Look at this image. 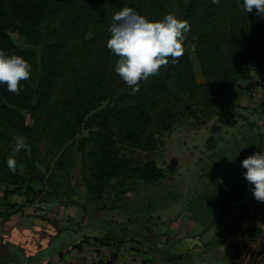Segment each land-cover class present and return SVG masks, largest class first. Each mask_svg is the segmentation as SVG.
I'll return each mask as SVG.
<instances>
[{
  "label": "trees",
  "instance_id": "obj_1",
  "mask_svg": "<svg viewBox=\"0 0 264 264\" xmlns=\"http://www.w3.org/2000/svg\"><path fill=\"white\" fill-rule=\"evenodd\" d=\"M168 1L0 0V48L32 65L29 79L20 82L19 94L0 85V187L12 186L2 197L13 192L34 195L30 187L44 179L37 166L41 155L52 160V173L68 178L76 165L74 141L84 130L76 150L81 154L86 195L95 201H101L108 189L118 201L140 184H155L174 172L170 165L162 168L154 159L131 152L151 153L163 146L160 134L171 130L180 112L204 119L216 113L232 84L249 77V61L257 67L264 63V16L244 13L243 0L181 2L175 14L190 24L183 54L176 63L169 58L157 74L140 81L133 94L114 71L118 57L107 47L108 11L128 6L155 20L167 14ZM11 33L29 47L17 45ZM190 52L203 83L196 78ZM180 95L186 97L185 103ZM260 107L264 110V102ZM23 112H28L30 124ZM18 136L24 137L27 149L14 154ZM263 137L264 130L259 151L264 149ZM211 141L210 136L207 142ZM10 157L16 161L15 171L8 168ZM54 183L53 187L60 185ZM240 192L229 194L221 213L232 207ZM109 239L106 233L97 241Z\"/></svg>",
  "mask_w": 264,
  "mask_h": 264
},
{
  "label": "rangeland",
  "instance_id": "obj_2",
  "mask_svg": "<svg viewBox=\"0 0 264 264\" xmlns=\"http://www.w3.org/2000/svg\"><path fill=\"white\" fill-rule=\"evenodd\" d=\"M185 1L188 0H169L167 14H175L179 4ZM115 12L118 11H108L111 23ZM10 35L20 47H29L17 33ZM34 49L40 52L38 47ZM190 56L196 78L203 83L198 61L193 52H190ZM249 65L252 68L249 77L232 84L224 99L216 105V113L212 117L204 119L198 115L195 118L186 111L180 112L171 130L161 132L163 146L151 153L140 150L131 152L134 157L154 159L162 168L172 166V174L167 172L165 178L152 185L140 184L118 201H115L110 189L101 201H95L86 195L82 182L81 154L76 150L78 140L86 134L84 130L74 141L76 165L69 171L68 178L52 173V160L47 155L39 156L37 166L44 179L30 187L31 192H35V199H51L59 202L60 206L70 205L69 211L79 213L82 220H91L88 223L90 228L93 220L101 218L116 220L115 223L117 220H134L127 225H113L116 227L113 230L109 226L103 230L104 226H100V233H95L98 236L115 234L123 240L121 244L130 242L128 250L145 253L149 257L146 264H229L234 236L238 231L237 223L244 211L254 206L261 211L264 220V202L253 196L252 186L243 175L246 169L241 166L244 158L259 151V134L264 130V110L260 107L264 99L246 101L250 96L245 89L246 85L258 82L263 71L253 60L249 61ZM180 98L185 103L186 97L180 95ZM23 114L30 124L32 121L28 112ZM210 136L212 141L208 143ZM49 180L52 184H49ZM53 183L60 185L53 187ZM5 187L12 188L11 185H1L0 189ZM237 190L241 192L233 198L232 207L221 213L227 204L226 198ZM3 206L0 203V208ZM156 220L163 221L156 223ZM139 222L153 226V231L158 234L155 243L146 241V244L140 239L141 227L136 225ZM74 232L75 235L69 233L66 239L73 241L78 238L80 231ZM104 246L111 247L112 243ZM109 253L114 256L113 252ZM105 256L102 251L98 263L94 264H105Z\"/></svg>",
  "mask_w": 264,
  "mask_h": 264
},
{
  "label": "crops",
  "instance_id": "obj_3",
  "mask_svg": "<svg viewBox=\"0 0 264 264\" xmlns=\"http://www.w3.org/2000/svg\"><path fill=\"white\" fill-rule=\"evenodd\" d=\"M259 69L263 72L257 79L258 82L255 80L254 84L245 87L247 95L250 96L249 100H246L248 102L264 99V63ZM5 188L0 189V203L4 205L0 208V212L2 211L0 214V264H94L98 262L102 251L106 255L105 262L111 256L109 253L111 251L114 255L126 260L125 264H132L129 261L133 254L132 250H128L130 242L121 244L122 240L121 243H117L114 239L116 235L110 234L109 240L100 243L97 238L104 234L98 236L95 232L100 233V226H104L103 230L108 226L113 230L116 228L113 225L117 227L119 223L127 225L134 220H117L115 223L116 220L101 218V220H93V226L90 228L88 223L91 220H87L88 218L82 220L79 213L69 211L70 205L61 204L60 206L59 202L51 201V199L37 200L34 195H25L23 192H13L2 197ZM9 211L11 213L6 215ZM97 215L101 217L100 213ZM159 221L163 220H156V223ZM136 225L141 227L139 232L143 238L139 236L140 239H143L146 244V241L156 242L158 234L153 231V226L144 222ZM75 230L80 231L79 237L73 241L66 239L69 233L75 235ZM109 243H112L111 247L104 246ZM145 256L149 259L147 255Z\"/></svg>",
  "mask_w": 264,
  "mask_h": 264
},
{
  "label": "clouds",
  "instance_id": "obj_4",
  "mask_svg": "<svg viewBox=\"0 0 264 264\" xmlns=\"http://www.w3.org/2000/svg\"><path fill=\"white\" fill-rule=\"evenodd\" d=\"M211 2L219 4L220 0ZM242 11H255L258 16H264V0H243ZM108 31L107 47L118 57L114 71L135 94L139 91V82L157 74L169 63V58L172 63L177 62L184 52L190 24L174 13L151 20L125 6L113 14ZM31 72L32 65L27 59L0 48V85H6L9 92L19 94L23 90L20 82L27 81ZM26 149L24 137H16L13 153ZM15 164L14 158L7 160L10 171H15ZM241 166L246 169L243 175L252 186L253 196L264 202V149L244 158Z\"/></svg>",
  "mask_w": 264,
  "mask_h": 264
},
{
  "label": "built area",
  "instance_id": "obj_5",
  "mask_svg": "<svg viewBox=\"0 0 264 264\" xmlns=\"http://www.w3.org/2000/svg\"><path fill=\"white\" fill-rule=\"evenodd\" d=\"M260 212L254 206H249L244 211L237 223L238 231L234 236L229 264H264V220ZM125 261L114 255L105 264H125ZM129 261L132 264H146L148 258L143 253L133 252Z\"/></svg>",
  "mask_w": 264,
  "mask_h": 264
}]
</instances>
